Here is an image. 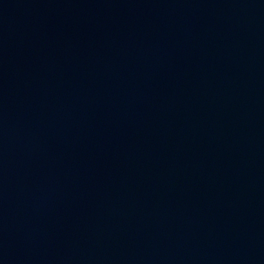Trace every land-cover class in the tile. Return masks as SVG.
<instances>
[{"label":"water","instance_id":"1","mask_svg":"<svg viewBox=\"0 0 264 264\" xmlns=\"http://www.w3.org/2000/svg\"><path fill=\"white\" fill-rule=\"evenodd\" d=\"M0 264H264V0H0Z\"/></svg>","mask_w":264,"mask_h":264}]
</instances>
